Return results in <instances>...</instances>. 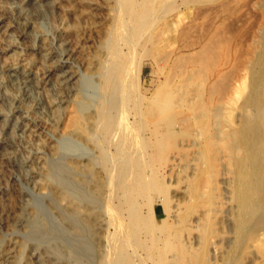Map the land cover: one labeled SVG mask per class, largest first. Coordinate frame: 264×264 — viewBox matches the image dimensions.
Listing matches in <instances>:
<instances>
[{
    "label": "bare ground",
    "instance_id": "obj_1",
    "mask_svg": "<svg viewBox=\"0 0 264 264\" xmlns=\"http://www.w3.org/2000/svg\"><path fill=\"white\" fill-rule=\"evenodd\" d=\"M103 1L107 25L84 63L97 96L87 100L71 86L77 72L70 49L62 47L53 60L67 132L93 153L50 164L54 181L43 185L67 204L62 232L73 240L58 241L54 264H264V19L249 37L241 33L247 39L238 33L219 45L217 39L216 47L210 41L208 53L204 40L186 41L182 6L172 17L168 0ZM152 49L167 50L169 58L200 56L150 89L141 74L145 59H154ZM27 71L8 69L24 87L34 81ZM170 188L166 216L173 224L165 230L167 218L156 217L154 204ZM28 229L25 236L43 238L40 243L47 231L55 234L34 220Z\"/></svg>",
    "mask_w": 264,
    "mask_h": 264
},
{
    "label": "rangeland",
    "instance_id": "obj_2",
    "mask_svg": "<svg viewBox=\"0 0 264 264\" xmlns=\"http://www.w3.org/2000/svg\"><path fill=\"white\" fill-rule=\"evenodd\" d=\"M12 1L0 0V264H54L55 260L53 257H55V245L56 248L60 246L58 241L63 243L61 245L66 246L67 244L68 246L73 240L65 229H63L64 231L62 232V227L65 228V225L64 223L62 224L63 221L61 219H63V212L66 210L64 207H66L65 205L67 204L62 198H59L60 200L54 199L55 196L52 193H48L43 184L48 182L52 183L54 181H52L54 177L49 173L52 168L51 166L55 167L56 165L65 164L68 160L89 157L93 154L91 147L67 132L68 126L64 115L67 105L61 102L62 97H60L56 89L55 80L57 77L56 75L59 73V68L54 64L57 62L62 47L63 49H70L72 61L73 59L75 60V62L73 61L72 63L77 72V76L71 86L74 89H78L81 95L87 100L94 99L97 96L96 82L84 71V63L94 52L96 40L98 39V32L107 25V12L103 0ZM228 1L229 0H227L228 4H224L226 0H168L167 3L171 6L169 15L172 17L177 14L178 6H182L185 10L186 20L184 21L186 24H191H189V27L188 25L186 27V24L184 25L187 32L186 41L201 42V40H204L206 48L209 47L207 51L210 49L208 53H211L212 49H214L212 47L221 44L225 37L226 39L224 41L235 35L238 37L241 35L240 38L243 40L246 38L247 34V37H249L250 33L257 28L256 26L264 19V0H261L263 5L260 8L254 5L256 0ZM42 3H44V5ZM221 3L222 5L224 4V6L219 5ZM217 6H220L219 13H217L216 10L218 9L219 11ZM214 7L217 8L215 9ZM186 8L189 9L187 10ZM34 9L36 11H34ZM234 10L238 11L235 12ZM258 13L261 14L258 15ZM258 16L261 17L259 18ZM255 20L259 21V23ZM254 21L257 22L256 25H254L255 23L253 24ZM23 23L27 24L23 26ZM190 26L193 28L191 29ZM72 27L75 28L73 29ZM193 32L194 34H191ZM242 32L243 35L244 33L246 34L245 38L241 34ZM214 33L218 36H212ZM238 33L240 35H238ZM193 36H196V38H194L195 40ZM206 37H211L212 39H207ZM188 38L191 39V41ZM62 41L65 42L64 46L61 44ZM210 41L213 42H211L213 46H211ZM214 42H216V46ZM57 46L61 47L58 48ZM200 50L201 48L198 51L200 52ZM199 52L191 54L188 58L186 54H184L186 56H184L186 58L185 60L181 58L183 54L182 56L179 55V58H175L174 54H171V58H169L167 50L154 51V59H145L144 62L145 66L141 74L143 86L150 89L156 88L164 78L179 73L180 69L178 70V68L182 67L183 69V64H187L191 59L194 60L199 58ZM180 59L183 63H181ZM13 65L17 66L18 72H21L22 69L25 71L28 70L27 72L31 74L34 81L29 82L30 84L27 83L24 87V85L19 82V76V78L17 77L18 80L10 77L8 69ZM131 75L135 76L134 71L131 72ZM90 80L92 82H89ZM27 92L29 93L27 94ZM15 116H17L19 121L17 126H14L13 123L14 118H16ZM28 130L30 131L28 132ZM28 175L30 176L28 177ZM42 186H44V188L41 190L40 188ZM170 190L173 191V189L170 188L169 194L163 197L164 200H162V195H159L158 200L154 204L156 217L167 218L165 219V230L169 229L173 224V219L166 216V209H169L168 205L170 206L173 204L170 198L172 195ZM167 199H169V202L166 201ZM52 207L58 212H56L54 208L52 209ZM33 220L37 223L41 231L45 232L48 229L52 230L54 228L52 231L55 234H50V231H47V236L44 235V240H47L41 243L39 241L43 240V238L39 240L25 236L28 235V225ZM44 224L47 225V227ZM7 231L12 233H8ZM64 232H66V234ZM14 233L17 234L15 235ZM44 246H46V248H44ZM17 252L21 253L18 254ZM24 260L26 263H24Z\"/></svg>",
    "mask_w": 264,
    "mask_h": 264
}]
</instances>
